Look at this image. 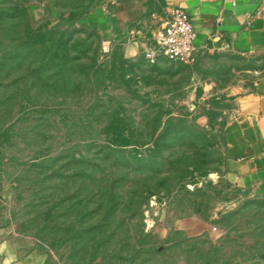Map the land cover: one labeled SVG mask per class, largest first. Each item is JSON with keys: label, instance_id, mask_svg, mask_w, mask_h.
Segmentation results:
<instances>
[{"label": "rangeland", "instance_id": "rangeland-1", "mask_svg": "<svg viewBox=\"0 0 264 264\" xmlns=\"http://www.w3.org/2000/svg\"><path fill=\"white\" fill-rule=\"evenodd\" d=\"M95 1L57 0L55 18L34 20L40 0H0V264H264V196L222 178L235 108L224 90L249 91L264 61L148 64L158 0H126L142 15L129 27L89 23ZM43 25L70 36L64 76L38 72L45 47L23 46ZM116 115L136 146H110ZM169 117L192 133L154 158Z\"/></svg>", "mask_w": 264, "mask_h": 264}, {"label": "crops", "instance_id": "crops-1", "mask_svg": "<svg viewBox=\"0 0 264 264\" xmlns=\"http://www.w3.org/2000/svg\"><path fill=\"white\" fill-rule=\"evenodd\" d=\"M57 0H40L30 6V15L37 19L55 18ZM108 6L96 0L86 18L100 24L108 19L129 27L142 16L133 11L126 0ZM164 11L179 6L189 15L196 32L195 46L199 54L223 52L264 61V0H158ZM115 9L112 13L109 10ZM114 34V33H113ZM250 90L240 93L239 87L226 89L235 108L223 131L224 178L232 188L264 196V68ZM219 178V177H218ZM6 264H43L39 257L26 261L6 258Z\"/></svg>", "mask_w": 264, "mask_h": 264}, {"label": "trees", "instance_id": "trees-1", "mask_svg": "<svg viewBox=\"0 0 264 264\" xmlns=\"http://www.w3.org/2000/svg\"><path fill=\"white\" fill-rule=\"evenodd\" d=\"M73 16L74 15L70 13L69 17L72 18ZM69 39L70 36H65L64 33H60L56 27L47 29V27L43 25L28 34L23 46L30 50L38 46L45 47L48 57H46L45 62L40 63L38 67L39 70L37 69L38 72L41 70L46 71L55 69L56 75L64 76L67 64L72 61L70 47L68 46ZM173 121H175V123H173ZM179 122L180 121L176 120L174 117L166 119L163 131L156 137L152 144L151 154L154 158L165 148H170L178 141H184L188 135L192 133L190 128L179 127ZM106 131L109 136L108 142L111 147L125 148L136 146L138 143V134L128 125L126 120L119 118L118 115L113 118ZM192 166V171H199L200 168L198 166ZM185 173V176L190 174L188 167H185Z\"/></svg>", "mask_w": 264, "mask_h": 264}, {"label": "built area", "instance_id": "built-area-1", "mask_svg": "<svg viewBox=\"0 0 264 264\" xmlns=\"http://www.w3.org/2000/svg\"><path fill=\"white\" fill-rule=\"evenodd\" d=\"M195 39L196 32L190 15L179 6H170L165 10L159 27L151 34L144 59L148 64L164 58L187 66L193 65L198 53ZM212 229L216 230L214 227Z\"/></svg>", "mask_w": 264, "mask_h": 264}]
</instances>
